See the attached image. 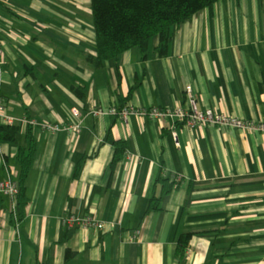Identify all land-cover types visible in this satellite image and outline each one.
<instances>
[{"label":"crops","instance_id":"0c3cea01","mask_svg":"<svg viewBox=\"0 0 264 264\" xmlns=\"http://www.w3.org/2000/svg\"><path fill=\"white\" fill-rule=\"evenodd\" d=\"M0 35V94L22 124L16 140L0 138V179L5 161L19 177L28 116L37 121L19 225L0 194V264H264V132L91 111L175 107L191 84L202 107L264 119V0H218L173 27L167 54L156 34L147 58L135 45L104 66L87 58L96 50L92 0H0ZM73 108L85 113L75 136L42 126L70 122ZM117 140L125 149L115 160ZM163 159V173L178 180L166 193L157 186ZM155 192L160 207L147 211ZM74 212L108 225L70 226L63 217ZM182 232L193 233L184 258Z\"/></svg>","mask_w":264,"mask_h":264},{"label":"trees","instance_id":"16d2710c","mask_svg":"<svg viewBox=\"0 0 264 264\" xmlns=\"http://www.w3.org/2000/svg\"><path fill=\"white\" fill-rule=\"evenodd\" d=\"M218 0H92L93 20L96 28V50L87 55L88 60L95 66H104L108 59L121 52L139 45L143 57L149 55V42L159 34L160 42L157 46L159 52L167 54L173 37V27L193 17L206 6L213 5ZM79 93L80 89L76 86ZM124 100L125 98L122 97ZM128 103V102H127ZM126 102L121 103V105ZM28 119H32L28 116ZM21 122L0 124V138L3 141L16 140L21 130ZM28 143L20 145L18 150L19 181L21 192L19 194L18 212L22 220L27 213L30 198L27 194L26 179L33 167L37 151V143L33 135V126L28 122ZM119 153L115 160L122 157L125 149L124 142L117 140ZM166 159H163L161 172L157 178V186L161 184L163 193L171 192L178 183L176 178L163 173ZM81 169V162L76 168V175ZM161 195L154 193L150 199L147 211L160 207ZM192 232H182L178 235L177 254L184 258L191 246ZM74 253L67 250V257ZM75 254V253H74Z\"/></svg>","mask_w":264,"mask_h":264},{"label":"built area","instance_id":"2783aa9c","mask_svg":"<svg viewBox=\"0 0 264 264\" xmlns=\"http://www.w3.org/2000/svg\"><path fill=\"white\" fill-rule=\"evenodd\" d=\"M5 40L0 35V68L2 67L5 55ZM96 114L113 113L118 114L125 121H129L132 114L146 115L158 120L163 126L170 125L176 128L182 124L186 127L196 128L203 125L214 123L223 127L232 126L239 127L249 131L264 132V119H254L234 115L219 111L213 107H202L199 104V99L195 87L189 84L186 88L185 101L175 107L160 106V105H134L126 103L124 105L116 104L104 108L102 106L94 107L91 110ZM85 113L80 108H73V118L68 121H44L42 126L52 131H66L72 137L78 134L84 124ZM18 122V118L7 111V107L3 102L0 94V124H12ZM27 122L35 123L36 119H27ZM127 156L131 158L133 154L128 150ZM8 176L0 179V194H8L11 199V213L16 224H20V215L18 212L19 194L21 185L15 170L6 162ZM178 178H181L178 175ZM65 223L70 226H80L84 228L105 229L108 225L107 221L101 219L93 213H70L64 217ZM140 232V229H137Z\"/></svg>","mask_w":264,"mask_h":264}]
</instances>
